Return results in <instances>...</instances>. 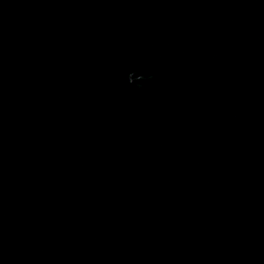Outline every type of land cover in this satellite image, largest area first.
<instances>
[{
    "label": "water",
    "instance_id": "1",
    "mask_svg": "<svg viewBox=\"0 0 264 264\" xmlns=\"http://www.w3.org/2000/svg\"><path fill=\"white\" fill-rule=\"evenodd\" d=\"M0 264H264V0H0Z\"/></svg>",
    "mask_w": 264,
    "mask_h": 264
}]
</instances>
